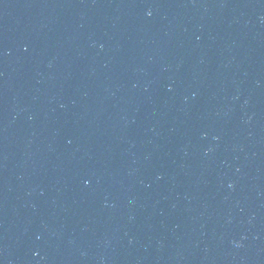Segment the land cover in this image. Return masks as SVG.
I'll return each mask as SVG.
<instances>
[{
	"label": "water",
	"instance_id": "95a60500",
	"mask_svg": "<svg viewBox=\"0 0 264 264\" xmlns=\"http://www.w3.org/2000/svg\"><path fill=\"white\" fill-rule=\"evenodd\" d=\"M0 264H264V0H0Z\"/></svg>",
	"mask_w": 264,
	"mask_h": 264
}]
</instances>
